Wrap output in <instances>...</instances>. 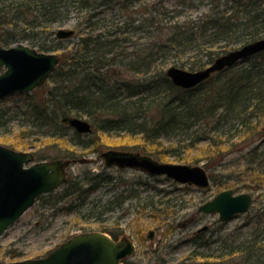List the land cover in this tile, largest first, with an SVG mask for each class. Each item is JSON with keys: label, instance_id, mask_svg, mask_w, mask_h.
<instances>
[{"label": "trees", "instance_id": "16d2710c", "mask_svg": "<svg viewBox=\"0 0 264 264\" xmlns=\"http://www.w3.org/2000/svg\"><path fill=\"white\" fill-rule=\"evenodd\" d=\"M211 1L216 5L207 13L183 19L179 13L173 23L164 22L165 11L155 5L139 3L146 16L138 25L131 23L130 30L132 34L138 30L145 32L147 40L128 52L123 42L131 35L123 37L120 26L119 30H110L108 21L100 17L103 9L99 8H105L113 0H0V44L11 45L17 40L43 35L40 47L50 50L56 45L48 44L46 38L56 33V24L69 17L72 6L87 8V14L76 25L78 41L58 45L63 48L60 63L51 74L52 85L46 86V97L41 104L31 105L35 121L54 130L51 136L58 137L49 140L61 142L66 146L64 151L67 150L65 132H57L60 125L66 124L57 120V114L87 116L94 131H124L142 139L140 145L125 147L158 159L167 157L166 147L161 146L165 139L177 138L178 149L195 150L193 161H203L212 169V180L215 168H225L231 161L229 154L241 152L238 159L244 160L247 169H254L252 179L243 185H230L225 181L230 178L224 175L223 182L235 190L260 186L264 182V51L189 89L176 86L166 72L170 63L181 66L190 63L193 68H201L214 61L220 51H229L230 45L248 43V38L254 41L264 33V0H228L233 5L224 9L221 0ZM123 2L122 10L128 11L140 0ZM51 40L63 41L57 36ZM18 134L21 139L16 143L7 142L15 148L29 147L25 138H31V132L23 129ZM75 135L81 134L75 130ZM76 145L90 147L94 142L78 141ZM69 153L54 158L76 156V151ZM48 157L37 155L38 159ZM254 163L258 166L254 167ZM108 179L111 180L97 175L89 179L86 187L70 179L56 200L73 195L82 204L90 192ZM121 204L118 201L116 205ZM110 233L118 239V234ZM199 239H193L196 247L208 243ZM239 247L240 244L231 245L227 254L253 250ZM214 254L204 255L208 259ZM126 264L134 263L127 260Z\"/></svg>", "mask_w": 264, "mask_h": 264}, {"label": "rangeland", "instance_id": "374dc122", "mask_svg": "<svg viewBox=\"0 0 264 264\" xmlns=\"http://www.w3.org/2000/svg\"><path fill=\"white\" fill-rule=\"evenodd\" d=\"M227 1L221 0L222 9L233 5L232 2ZM143 2L165 11L166 15L163 17H165L164 22L168 21L167 23H173L179 13L182 19L188 16L199 17L216 5V2L211 0H140L136 6L132 5L128 11H125L121 8L124 4L123 0H113L105 8L100 7L99 9H103L100 17L108 21L110 30H119L120 26L123 29L121 28L119 33L123 37L131 35L127 41L123 42L128 52L132 51L134 45L140 46L147 40L145 32L138 30L132 34L130 30L131 23L138 25L146 16L142 6L139 5ZM85 14H87V8L72 6L69 17L58 22L55 31L59 28L77 29L76 25L83 20ZM54 36H56L55 33L46 40L48 44L54 43L56 49L55 47L50 50L41 49L40 45L45 39L43 35L37 39L17 40L11 45L24 43L38 51L54 53L60 58L63 48L58 45L67 46L78 41L77 34L64 39L61 43L51 40ZM263 36L264 33L258 38ZM248 39L250 42L251 39ZM244 42L230 45V50L240 47L245 44ZM220 52L219 55H222L228 51ZM206 60L205 57L204 61ZM209 64L210 62H206L201 68ZM172 65L192 71L201 69L191 67L190 63L185 66L170 63L168 67ZM6 69V66L0 65V74ZM131 75L128 73V77ZM50 78L51 76L32 90L13 93L0 99V145L29 152L34 156L33 161L53 162L60 159L66 163L65 180L61 186L51 194H44L36 199L33 206L0 237V262L11 263L43 257L76 235L107 229L110 235H112L110 232L118 234L119 240L135 242L136 251L129 258V261L134 264H264V182L259 184L260 186L235 190L236 193L251 192L254 202L247 213L237 214L226 222L220 220L218 213H203L198 210L201 204L228 188L223 182L224 175L230 178L225 180L230 185H243L244 182L252 179L254 169H247V166L245 167L242 163L244 160L238 159L241 152L229 154L228 159L231 161L225 165V168L224 166L215 168V180H212L210 188L204 189L195 185L182 184L165 175L153 176L135 168L106 165L101 156L102 151L110 148L128 150L129 148L125 146H136L142 143V139L131 137L118 129L111 133L96 130L76 136L74 128L60 125V130L57 132H65V138L68 139L67 150L64 151L66 146H63L61 142L58 144L49 140L50 137L57 140L58 137L51 136L54 130L41 126L40 122L35 121L36 119L31 116L33 113L31 105L34 103L39 105L43 102L42 99L47 95L44 93L46 86L52 85L49 84ZM57 115V120L64 123L62 119L65 115ZM82 118L88 119L87 116ZM23 129L31 132L32 137L25 138L29 147L11 146L8 142L16 143L17 139H21L18 138V133ZM91 140L94 145L90 147L82 148L76 145L78 141L92 142ZM165 140L161 146L166 147L167 157L158 160L204 165L203 161H193L197 155L195 150L178 149L177 138ZM69 151H76V156L54 158L57 154L70 155ZM34 152L37 155L49 157L38 159ZM253 166L256 167L258 164L254 163ZM208 171L211 176L212 169ZM97 175L109 177L111 180L103 181L99 188L86 196L82 204L79 198L73 195L56 200L70 179L79 181L86 187L90 184L89 179ZM118 201L122 203L119 206L116 205ZM193 215H197L196 220L189 222ZM205 225L208 229L204 230L201 236L196 235V231ZM151 230L154 231L152 239L148 237ZM198 236L201 238L199 241H208V243L196 247L193 239H198ZM233 244H240L241 247L238 249L253 250L249 253L237 251L228 255L227 252ZM206 252L215 254L207 259L204 255ZM233 254L235 255L232 256ZM207 260L208 262L205 263Z\"/></svg>", "mask_w": 264, "mask_h": 264}, {"label": "water", "instance_id": "95a60500", "mask_svg": "<svg viewBox=\"0 0 264 264\" xmlns=\"http://www.w3.org/2000/svg\"><path fill=\"white\" fill-rule=\"evenodd\" d=\"M75 32V29L60 28L56 35L64 39ZM262 51L264 36L220 55L205 68L192 71L173 65L167 69V75L175 85L192 88L216 72ZM59 60L54 53L41 52L24 43L9 47L0 45V65L7 67L0 74V99L36 88L54 71ZM62 120L80 133L93 131L91 122L84 118L68 115ZM102 156L108 166L166 175L180 183L201 188L211 186L210 175L200 164L163 162L149 154L121 149H108L102 152ZM33 159L29 152L0 145V236L33 205L39 195L52 192L65 180L66 163L62 160L33 162ZM31 162V165H25ZM252 202L249 192L235 193L233 189H225L203 203L199 211L219 213L221 221H228L236 214L248 212ZM153 235L154 231L151 230L149 238H153ZM134 252L135 244L132 241L124 244L107 233L95 231L76 235L47 256L0 264H122V260Z\"/></svg>", "mask_w": 264, "mask_h": 264}, {"label": "flooded vegetation", "instance_id": "af4514ba", "mask_svg": "<svg viewBox=\"0 0 264 264\" xmlns=\"http://www.w3.org/2000/svg\"><path fill=\"white\" fill-rule=\"evenodd\" d=\"M196 216H197V215H193V217L189 219V222H190V221H193V222H194V221L196 220ZM184 224H186V223H184ZM184 224H183V225H184ZM205 230H206V229H205ZM203 231H204L203 229H198V230L196 231L195 234H196V235H197V234H200L199 236H201V233H202ZM199 236H198V237H199Z\"/></svg>", "mask_w": 264, "mask_h": 264}]
</instances>
